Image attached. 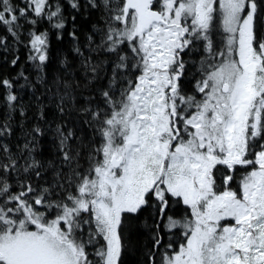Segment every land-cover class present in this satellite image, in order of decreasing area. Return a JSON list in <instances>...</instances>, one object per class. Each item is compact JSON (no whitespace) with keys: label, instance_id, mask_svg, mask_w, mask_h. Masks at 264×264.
<instances>
[{"label":"snow or ice","instance_id":"obj_1","mask_svg":"<svg viewBox=\"0 0 264 264\" xmlns=\"http://www.w3.org/2000/svg\"><path fill=\"white\" fill-rule=\"evenodd\" d=\"M0 264H264V0H0Z\"/></svg>","mask_w":264,"mask_h":264}]
</instances>
